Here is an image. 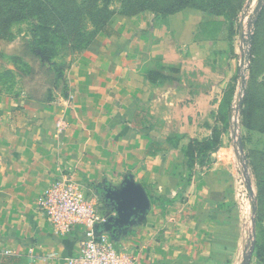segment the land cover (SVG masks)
Returning a JSON list of instances; mask_svg holds the SVG:
<instances>
[{"label":"crops","instance_id":"crops-1","mask_svg":"<svg viewBox=\"0 0 264 264\" xmlns=\"http://www.w3.org/2000/svg\"><path fill=\"white\" fill-rule=\"evenodd\" d=\"M242 32L238 15L214 7L116 14L46 100L1 92L0 264L78 254L83 227L60 232L42 210L60 181L81 188L102 218L96 232L136 264H244L238 207L252 189L227 111ZM127 181L151 208L117 226L107 196Z\"/></svg>","mask_w":264,"mask_h":264},{"label":"rangeland","instance_id":"rangeland-1","mask_svg":"<svg viewBox=\"0 0 264 264\" xmlns=\"http://www.w3.org/2000/svg\"><path fill=\"white\" fill-rule=\"evenodd\" d=\"M260 1L264 6V0H0V93L51 94L73 61L116 14L136 17L188 5L238 15L246 37L242 53L246 61L227 107L237 124V134L232 128L229 137L231 145L239 144V139L244 143L242 163L238 159L237 163L244 183L252 189L258 244L264 253V10L256 26ZM37 26L50 33H36ZM248 192L246 188L250 196Z\"/></svg>","mask_w":264,"mask_h":264},{"label":"built area","instance_id":"built-area-1","mask_svg":"<svg viewBox=\"0 0 264 264\" xmlns=\"http://www.w3.org/2000/svg\"><path fill=\"white\" fill-rule=\"evenodd\" d=\"M41 205L58 231L68 233L75 226L83 227L79 252L68 259V264H136L133 256L117 249L108 238L96 232V226L101 223L102 218L75 183L60 181L52 185L41 199ZM238 211L242 220L243 249L246 250L245 256L251 258L255 256L257 239L251 196L244 195Z\"/></svg>","mask_w":264,"mask_h":264},{"label":"water","instance_id":"water-1","mask_svg":"<svg viewBox=\"0 0 264 264\" xmlns=\"http://www.w3.org/2000/svg\"><path fill=\"white\" fill-rule=\"evenodd\" d=\"M262 7V1L259 2V6L257 8V11H260V8ZM242 40L245 41V35L242 32ZM242 50L244 51V48L242 47ZM246 56L243 55L242 57V66L244 65L246 61ZM242 78V82L244 81V78ZM235 129L237 132V124H235ZM239 148L240 153H244V146L239 139ZM252 195V194H251ZM108 199L112 202H116L117 204V212H118V219L116 220V225H128L131 224L132 219L138 214V213H144L147 210L151 208V202L149 199V196L144 189V187L140 184H135L132 181H127L125 186L120 191H115L109 194ZM253 211L254 214L256 213V205L253 204ZM250 257L245 256L244 264L250 263Z\"/></svg>","mask_w":264,"mask_h":264},{"label":"trees","instance_id":"trees-1","mask_svg":"<svg viewBox=\"0 0 264 264\" xmlns=\"http://www.w3.org/2000/svg\"><path fill=\"white\" fill-rule=\"evenodd\" d=\"M186 6H188V5H186ZM174 7L175 6H173V7H168V8H165V9H163L162 11H160V12H162L163 14H168V13H172V12H177V11H179V10H181L183 7H185V6H182V7H180V8H176V9H174ZM263 10H264V6H262L261 8H260V12H259V14H258V20H257V24H256V26L259 24L258 22L262 19V14H263ZM108 23V22H107ZM40 33V34H42V33H44V32H48V33H50V30L48 29V28H44V27H42V26H37L36 27V33ZM27 51L28 52H30L31 50H30V47H27ZM48 96H50V93H48V95L46 94V96H44V97H38V95H33V94H31L30 93V97L31 98H33L34 100H37V101H44V100H46L47 98H48ZM259 243V241H258V233H257V239H256V243H255V252H254V255L255 256H259V257H262V256H264L263 254V251H261L260 249H259V247H260V245L258 244ZM261 248V247H260Z\"/></svg>","mask_w":264,"mask_h":264}]
</instances>
